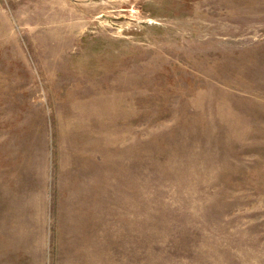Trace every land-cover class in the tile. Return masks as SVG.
<instances>
[{
    "label": "rangeland",
    "instance_id": "374dc122",
    "mask_svg": "<svg viewBox=\"0 0 264 264\" xmlns=\"http://www.w3.org/2000/svg\"><path fill=\"white\" fill-rule=\"evenodd\" d=\"M0 264H264V0H0Z\"/></svg>",
    "mask_w": 264,
    "mask_h": 264
}]
</instances>
